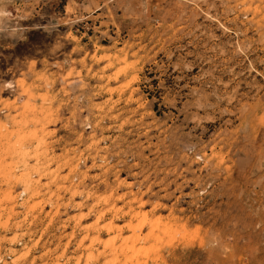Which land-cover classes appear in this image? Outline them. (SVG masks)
Here are the masks:
<instances>
[{
  "label": "rangeland",
  "instance_id": "1",
  "mask_svg": "<svg viewBox=\"0 0 264 264\" xmlns=\"http://www.w3.org/2000/svg\"><path fill=\"white\" fill-rule=\"evenodd\" d=\"M0 264H264V0H0Z\"/></svg>",
  "mask_w": 264,
  "mask_h": 264
},
{
  "label": "bare ground",
  "instance_id": "2",
  "mask_svg": "<svg viewBox=\"0 0 264 264\" xmlns=\"http://www.w3.org/2000/svg\"><path fill=\"white\" fill-rule=\"evenodd\" d=\"M30 171H31V169H29ZM30 175V174H29ZM22 176V175H21ZM27 176V175H26ZM28 177V176H27ZM30 177V176H29ZM19 178H21V177H19ZM18 178V179H19ZM22 178H23V176H22ZM21 178V179H22ZM24 178H26L25 176H24ZM28 180H29V178H28ZM20 181V180H19ZM25 181H27L26 179H25ZM25 181H23V183L25 182ZM30 181V180H29ZM22 182V181H21ZM27 183V182H26ZM30 183H31V181H30ZM25 184V183H24ZM28 185V184H27ZM29 186V185H28ZM26 190V189H25ZM27 192V191H26ZM138 220V219H137ZM146 221L147 220H142V226L143 225H145L146 224ZM131 225V224H130ZM132 226V225H131ZM148 226H149V224H148ZM147 226V227H148ZM133 227V226H132ZM131 228V227H130ZM143 228V227H142ZM151 228V227H150ZM137 230V229H136ZM140 231V230H139ZM151 231V230H150ZM156 232V231H155ZM150 233V232H149ZM148 233V234H149ZM147 234V235H148ZM152 235V234H151ZM155 237V236H154ZM152 238H153V236H152ZM157 237H155V239H156ZM141 240L142 239H140V237L139 236H134V237H132L131 239H130V241H129V243H130V245H128V244H125L123 247L124 248H121L122 249V251H125L126 253H132V255H134V254H136V252H137V245H138V243H140L141 242ZM149 240V239H148ZM151 240V239H150ZM142 242H144V241H142ZM156 242V241H155ZM127 243V242H126ZM119 249V248H118ZM117 249V250H118ZM112 250V249H111ZM117 250H115V251H117ZM112 252V251H111ZM119 252H120V250H119ZM118 252V253H119ZM115 253V252H114ZM124 253V252H123ZM116 256V255H115Z\"/></svg>",
  "mask_w": 264,
  "mask_h": 264
}]
</instances>
